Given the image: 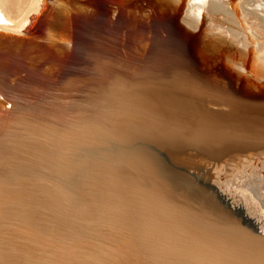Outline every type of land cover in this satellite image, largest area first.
Masks as SVG:
<instances>
[{
    "label": "water",
    "instance_id": "1",
    "mask_svg": "<svg viewBox=\"0 0 264 264\" xmlns=\"http://www.w3.org/2000/svg\"><path fill=\"white\" fill-rule=\"evenodd\" d=\"M188 1L41 0L0 25V264H264V229L187 198L210 164L181 181L147 163L264 149L247 0H227L244 41L208 7L187 27Z\"/></svg>",
    "mask_w": 264,
    "mask_h": 264
},
{
    "label": "bare ground",
    "instance_id": "2",
    "mask_svg": "<svg viewBox=\"0 0 264 264\" xmlns=\"http://www.w3.org/2000/svg\"><path fill=\"white\" fill-rule=\"evenodd\" d=\"M263 1H246V5L250 10H248L249 15H247L255 22V33L262 36V38H264ZM40 2L41 0H0V25L9 30L24 28L31 15L39 10ZM185 5L183 20L187 27L193 28L199 22V16L208 7L213 16L219 14L211 29L212 34H215V32L220 34L216 29H219L223 22L232 36L239 38L240 41L246 39L247 34L241 26L244 23L237 16L235 10L230 7L227 0H189ZM260 14H262V18ZM217 39L216 45L219 47L221 45L219 41L224 42L223 35L217 36ZM239 64L243 65L244 63L242 61ZM259 69L264 72V61L261 62ZM40 78V75L35 76L33 82H38ZM33 82L31 81L28 85ZM1 88L0 86V91H3ZM7 96L12 100L9 94ZM2 104L0 99V105ZM1 124L2 122H0ZM30 125L32 128L35 122ZM24 136L26 137L25 134ZM29 139L36 148L42 147L39 136L29 137ZM219 152L221 153L214 154L212 158L200 156L194 152H189L185 156L164 152L153 155L147 163L154 164L157 168L160 167L168 172L170 178L181 181L187 179V172L196 167L197 163L202 161L210 164L212 168L202 186L206 190L191 191L186 195L187 198L201 201L207 205L206 207H225L226 210L234 214H240L249 223L264 229V149L255 152L254 155L252 154L253 156L249 153L248 155L223 157L225 152L223 150ZM159 180H162V178L160 177Z\"/></svg>",
    "mask_w": 264,
    "mask_h": 264
}]
</instances>
